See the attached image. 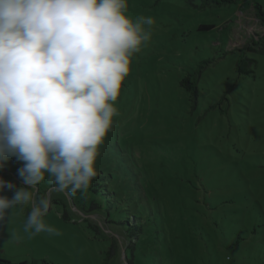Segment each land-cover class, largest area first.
Returning <instances> with one entry per match:
<instances>
[{
    "label": "rangeland",
    "instance_id": "obj_1",
    "mask_svg": "<svg viewBox=\"0 0 264 264\" xmlns=\"http://www.w3.org/2000/svg\"><path fill=\"white\" fill-rule=\"evenodd\" d=\"M235 1L128 0L130 16L155 23L115 102L97 160L101 188L53 192L46 178L36 192L51 195L44 219L58 234L26 232L30 206L8 209L1 260L264 264V55L248 53L257 60L253 75L237 70L239 49L264 34L254 9L264 0ZM189 75L198 78L195 98L182 85ZM22 166L11 157L0 167L16 185L0 195L31 187L18 175ZM102 200L108 218L85 213ZM69 207L85 216L73 211L65 220Z\"/></svg>",
    "mask_w": 264,
    "mask_h": 264
},
{
    "label": "clouds",
    "instance_id": "obj_2",
    "mask_svg": "<svg viewBox=\"0 0 264 264\" xmlns=\"http://www.w3.org/2000/svg\"><path fill=\"white\" fill-rule=\"evenodd\" d=\"M128 0H0V167L23 162L25 185L0 195V220L30 206L26 232L58 234L44 217L53 192H87L115 102L154 18L127 12ZM14 182L0 177V192Z\"/></svg>",
    "mask_w": 264,
    "mask_h": 264
},
{
    "label": "trees",
    "instance_id": "obj_3",
    "mask_svg": "<svg viewBox=\"0 0 264 264\" xmlns=\"http://www.w3.org/2000/svg\"><path fill=\"white\" fill-rule=\"evenodd\" d=\"M235 0H202V5L204 7L206 6H223V5H228V4H232L235 3ZM254 9H255V16L256 18L259 20L261 26L264 28V6L259 4V3H255L254 5ZM203 27H207V26H203ZM240 52V56L238 59V63H237V70L239 72L240 75H246V76H250L254 74V66L257 64V60L254 58H251L248 56V53L250 52H254V53H259L264 55V34L262 35H256L254 37H250V39L248 40V42L239 49ZM197 83H198V78L194 77V79H192V75H189L188 77H186L185 79L182 80V85L187 89V91H189L193 97L195 98L197 95ZM93 183L91 185L92 190L95 192L96 190V186L101 188V184H99V182H97V179L94 178L93 179ZM101 196H105L106 198L108 197V192L104 193L103 191L100 192ZM85 201V199L83 200ZM103 201V200H102ZM108 203V200H107ZM70 204V203H69ZM104 201L101 204L96 203L95 201L91 204L90 206V210H85V213L87 212L88 215L89 213H92L93 215H101L104 218H108L107 213H104ZM72 206V205H71ZM73 207V206H72ZM69 207V211H66V213L63 215L65 220H70V215L74 212H78L79 214H82L85 216V214L80 211V210H75L74 208ZM74 211V212H73ZM81 220L83 221H89V219H86L85 217H81ZM129 218H127L125 220L126 225L129 223ZM111 223V222H110ZM114 223L116 226H118L120 223L117 222H112ZM92 228H94L96 231H98V225H93L91 222L89 224ZM103 226V225H101ZM128 236V232L127 235ZM129 237V236H128ZM0 264H14L12 262L6 261V260H1L0 259ZM21 264H28V263H21Z\"/></svg>",
    "mask_w": 264,
    "mask_h": 264
},
{
    "label": "crops",
    "instance_id": "obj_4",
    "mask_svg": "<svg viewBox=\"0 0 264 264\" xmlns=\"http://www.w3.org/2000/svg\"><path fill=\"white\" fill-rule=\"evenodd\" d=\"M239 14L241 13V12H238Z\"/></svg>",
    "mask_w": 264,
    "mask_h": 264
}]
</instances>
